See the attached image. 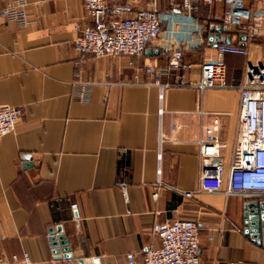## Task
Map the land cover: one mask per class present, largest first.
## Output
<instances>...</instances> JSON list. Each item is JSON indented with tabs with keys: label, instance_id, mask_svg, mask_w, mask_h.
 <instances>
[{
	"label": "crops",
	"instance_id": "0c3cea01",
	"mask_svg": "<svg viewBox=\"0 0 264 264\" xmlns=\"http://www.w3.org/2000/svg\"><path fill=\"white\" fill-rule=\"evenodd\" d=\"M10 1L0 0V10ZM244 1L264 8L261 0ZM25 2L32 24L18 27L0 18V105L21 109L14 131L0 138V256L26 253L29 264H125L133 254L141 264L147 248L159 247L156 227L190 220L198 225L199 264H264V248L244 231L245 204L264 202V196L197 190L196 141L216 116L227 166L237 135L238 91L171 87L160 116L157 87L135 83L127 57L74 50L75 26L91 25L82 0ZM106 2L149 7V0ZM181 2L156 0L161 33L134 66L163 68L169 60L163 49H180L193 67L188 80L195 82L201 64L217 57L208 35L210 26H221L225 4L193 2L197 10L187 18ZM228 36L230 44L240 42L222 28L219 44ZM245 45L247 56L222 57L228 83L242 82L248 64L264 66V31ZM176 76L173 71L161 82ZM139 80L150 78L140 72ZM76 81L88 84L84 99ZM119 182L126 184L125 196ZM73 203L77 212L70 210ZM56 227L71 258L53 253L48 231Z\"/></svg>",
	"mask_w": 264,
	"mask_h": 264
},
{
	"label": "built area",
	"instance_id": "2783aa9c",
	"mask_svg": "<svg viewBox=\"0 0 264 264\" xmlns=\"http://www.w3.org/2000/svg\"><path fill=\"white\" fill-rule=\"evenodd\" d=\"M82 2L91 25L75 26L78 35L73 41L74 50L79 54H90L95 57L106 55L127 57L128 65L135 69L134 82L140 85L153 84L157 87L160 116L163 113L164 91L171 87L192 88L199 93L207 89L238 91L237 135L227 166L223 155L227 144L218 134L219 120L216 116L204 127L202 135L196 141L199 159L197 190L206 193L222 191L226 195L264 196V66L248 64L245 67L243 81L232 84L225 79V64L222 59L226 52L247 56L246 45L239 47L242 41L237 44H218L217 48L213 49L217 57L208 58L201 64L200 77L195 82L188 80L187 75L193 67L192 64L184 61L180 49H163L164 52L169 53L168 63L163 68L155 65L135 68V58L142 56L162 30L156 0H149V7L144 9L134 8L130 2L113 4H108L106 0H82ZM193 2L204 6L223 2L225 9L221 17V26L230 29L231 33L238 37L245 34L247 38H252L264 31V8L257 11L248 6L244 0H182L180 9L187 18H192V13L197 10ZM25 5V0H11L0 10V18H6L18 27L32 24V16L25 11ZM197 33L201 36V28H198ZM201 38L202 44L205 43L204 38ZM173 71L177 73L176 80L162 83L161 78L168 77ZM140 72L147 75L150 81H140ZM75 84L78 98L84 99L88 84L79 81ZM20 117L19 107L0 105V138L14 131ZM163 141L164 136L160 133L158 163L161 160L160 144ZM157 172L159 173V169ZM117 185L125 196L126 184L119 182ZM70 210L77 212V205L70 204ZM154 233L159 241V247L147 248L141 264H199V232L196 222L190 220L166 222L156 227ZM29 263L26 253L22 257L14 255L11 259L0 256V264ZM93 263L98 264V261L93 260ZM125 264L138 263L133 254H127Z\"/></svg>",
	"mask_w": 264,
	"mask_h": 264
},
{
	"label": "water",
	"instance_id": "95a60500",
	"mask_svg": "<svg viewBox=\"0 0 264 264\" xmlns=\"http://www.w3.org/2000/svg\"><path fill=\"white\" fill-rule=\"evenodd\" d=\"M210 33L208 35V41L212 44L211 47L217 48L219 44L220 34L222 32V26H210ZM215 32V34H214ZM247 37L245 34L239 36V40L242 43L239 47H245V41ZM231 42V36L225 39V43L229 45ZM244 231L249 235L253 242L264 248V202L250 201L244 206ZM48 240L50 246L53 249V253L57 255L56 257L71 258L72 254L69 251L68 241L65 236L61 233V228H51L48 231ZM57 233V235H55ZM79 264H91L89 260H79Z\"/></svg>",
	"mask_w": 264,
	"mask_h": 264
}]
</instances>
